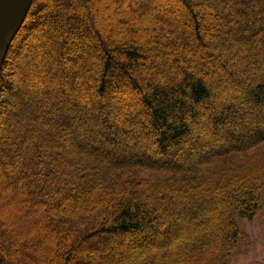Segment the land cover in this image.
Masks as SVG:
<instances>
[{
  "label": "trees",
  "instance_id": "trees-1",
  "mask_svg": "<svg viewBox=\"0 0 264 264\" xmlns=\"http://www.w3.org/2000/svg\"><path fill=\"white\" fill-rule=\"evenodd\" d=\"M112 1L33 0L9 47L0 264H227L264 209V0Z\"/></svg>",
  "mask_w": 264,
  "mask_h": 264
},
{
  "label": "rangeland",
  "instance_id": "rangeland-1",
  "mask_svg": "<svg viewBox=\"0 0 264 264\" xmlns=\"http://www.w3.org/2000/svg\"><path fill=\"white\" fill-rule=\"evenodd\" d=\"M121 1L122 0H113L112 3L118 4L119 2L121 3ZM124 1L127 2V0ZM124 1H122V3H124ZM128 1H131L132 4L135 6L133 0H128ZM132 4L131 6H133ZM110 6L111 5H109V7ZM150 9L151 10L153 9L152 5L148 6V10ZM171 14L173 13L170 14L166 13L164 17ZM181 18L183 19V21L185 20L183 16ZM45 26L41 25L38 30L43 29ZM194 57L198 63L197 67L201 66L202 64V66L206 68L208 67L210 71L211 70L213 71L214 70L213 65L214 64L217 65L220 61L218 59L217 62L216 60H214L213 64H209V63L206 64L205 63L206 60L201 58L199 55L196 54ZM221 61H223L224 64H227L225 60H221ZM108 100L109 102L113 101L112 99H108ZM200 152L201 149L198 150L196 155ZM234 220L238 229L244 235V238L232 250L227 260V264H264V209L257 212L252 218L236 217L234 218Z\"/></svg>",
  "mask_w": 264,
  "mask_h": 264
},
{
  "label": "water",
  "instance_id": "water-1",
  "mask_svg": "<svg viewBox=\"0 0 264 264\" xmlns=\"http://www.w3.org/2000/svg\"><path fill=\"white\" fill-rule=\"evenodd\" d=\"M33 0H0V72Z\"/></svg>",
  "mask_w": 264,
  "mask_h": 264
}]
</instances>
